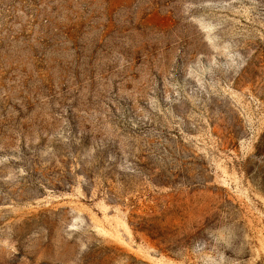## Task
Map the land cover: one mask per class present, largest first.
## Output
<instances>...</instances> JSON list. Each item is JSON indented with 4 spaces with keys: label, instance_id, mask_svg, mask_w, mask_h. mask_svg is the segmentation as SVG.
Instances as JSON below:
<instances>
[{
    "label": "rangeland",
    "instance_id": "rangeland-1",
    "mask_svg": "<svg viewBox=\"0 0 264 264\" xmlns=\"http://www.w3.org/2000/svg\"><path fill=\"white\" fill-rule=\"evenodd\" d=\"M0 264H264V0H0Z\"/></svg>",
    "mask_w": 264,
    "mask_h": 264
}]
</instances>
